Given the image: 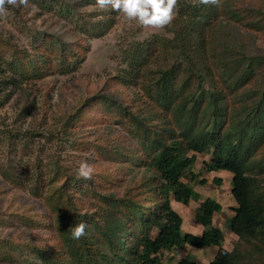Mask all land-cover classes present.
<instances>
[{
	"label": "rangeland",
	"instance_id": "374dc122",
	"mask_svg": "<svg viewBox=\"0 0 264 264\" xmlns=\"http://www.w3.org/2000/svg\"><path fill=\"white\" fill-rule=\"evenodd\" d=\"M197 1L177 0L174 19L162 28L128 21L111 7H98L96 0H27L26 4L17 0L16 5H4L0 12V264L71 262L62 243L61 224L72 228L78 222L72 211L50 202V192L58 187L74 193L73 182L86 181L96 192L119 201L131 197L138 202L152 196L147 184L152 187L157 181L152 180L155 171L147 161L149 152L138 151L144 144L134 137L133 125L109 114L99 99L108 94L143 111L149 82L160 76V70L180 63L181 85L193 66L175 60L163 45L179 30L177 19L183 6ZM215 2L224 10L207 33L204 56L209 68L194 71L203 74L207 92L223 95L224 110L227 103L241 101L247 91L223 80L229 60H259L254 83L261 86L258 94L264 89V0ZM237 9L249 10L248 18H233ZM148 43H154L153 53L134 59L140 49L147 50ZM139 59L147 62L136 65ZM186 68L190 70L184 73ZM197 81L185 94L196 91ZM112 147L133 155L137 162L117 170L106 154ZM210 160V154L198 155L192 175L184 179L199 193L197 201L185 206L171 198L183 219V234H203L206 229L197 224L195 215L210 198L222 206L213 221L224 234L222 248L247 254L246 264H264V252L255 253V242L247 244L227 228L237 208L232 175L207 172L204 163ZM81 162L93 167L90 180L77 175ZM259 178L264 183V176ZM76 195L80 217L96 207L100 210L97 196ZM101 215L100 225H104L105 215ZM98 230H92L94 236ZM218 250L176 247L161 252L159 264L183 259L210 264Z\"/></svg>",
	"mask_w": 264,
	"mask_h": 264
},
{
	"label": "trees",
	"instance_id": "16d2710c",
	"mask_svg": "<svg viewBox=\"0 0 264 264\" xmlns=\"http://www.w3.org/2000/svg\"><path fill=\"white\" fill-rule=\"evenodd\" d=\"M223 10L211 0L191 2L181 9L177 19L179 30L163 45L164 50L172 51L175 60L193 66L190 74L187 73L189 68L183 70L187 77L181 85L178 76L183 66L180 63L177 67L160 70V76L149 82L143 111L134 110L133 103L125 104L108 94L99 99L107 106L104 108L109 114H116L119 120L133 125L134 137L146 147L137 144L138 151L149 152L147 161L150 170L156 172L153 171L152 180L157 183L152 187L147 184L152 196L138 202L131 197L119 201L114 196L96 192L86 181L73 182L74 193L64 187L51 191L49 199L56 208L69 209L78 223L87 224L86 235L79 240L72 238L71 225L61 224L62 243L71 257L69 264H159L161 252L185 246L217 247L219 250L210 264H246L247 254L222 248L224 234L213 225L215 214L221 212L222 206L215 200L206 199L196 212L195 221L206 229L201 236L182 232L183 219L173 209L171 198L185 206L199 199V193L184 179L192 175L200 154L211 155V160L204 163L207 172L232 175V195L237 208L227 228L247 244L255 242L256 254L264 252V188H261L264 183L259 178L264 176V89L258 94L261 86L254 83L261 63L255 58L245 61L235 58L225 63L223 80L232 82L237 90L246 87L247 91L241 101L227 103L224 110L221 109L223 95L207 92L203 74L194 71L197 67L209 68L204 56L207 33ZM227 13L231 14V10ZM248 13L247 9H237L232 16L240 20L242 16L248 18ZM154 47V43H148L147 50L140 49L134 59L145 52L152 54ZM141 61L135 64L142 66L147 62ZM194 80H198V88L185 94ZM106 154L118 165L117 170L123 166L127 169L137 162L133 155L114 147ZM76 193L97 196L102 203L100 210L96 207L80 217L81 212L74 202L79 197ZM101 214L105 215L104 225H100ZM95 228L99 229L97 236L92 231ZM44 263L57 264L47 260ZM177 264L197 263L183 259Z\"/></svg>",
	"mask_w": 264,
	"mask_h": 264
},
{
	"label": "clouds",
	"instance_id": "9594fccd",
	"mask_svg": "<svg viewBox=\"0 0 264 264\" xmlns=\"http://www.w3.org/2000/svg\"><path fill=\"white\" fill-rule=\"evenodd\" d=\"M208 3L209 0H204ZM215 2V0H211ZM16 5L17 0H0V12H3L4 5ZM19 3L26 4L27 0H19ZM177 0H96L100 8L111 7L118 15H123L128 21L137 20L141 25L148 27L162 28L169 25L174 19V6ZM29 119H31L29 117ZM26 127V126H25ZM93 167L87 162H81L77 169V175L85 180L93 176ZM86 222H80L70 229L73 239L79 240L86 235Z\"/></svg>",
	"mask_w": 264,
	"mask_h": 264
}]
</instances>
